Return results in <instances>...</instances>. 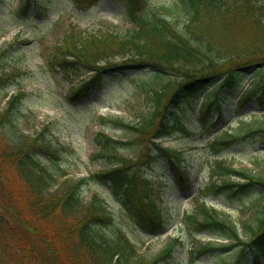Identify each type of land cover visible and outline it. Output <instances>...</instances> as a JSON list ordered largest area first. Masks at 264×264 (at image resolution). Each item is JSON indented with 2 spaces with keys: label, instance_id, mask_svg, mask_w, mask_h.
Masks as SVG:
<instances>
[{
  "label": "trees",
  "instance_id": "1",
  "mask_svg": "<svg viewBox=\"0 0 264 264\" xmlns=\"http://www.w3.org/2000/svg\"><path fill=\"white\" fill-rule=\"evenodd\" d=\"M97 1L110 0H73L77 6H89ZM111 1L119 8L125 24L129 25L124 33L117 29L113 33L94 36L77 34L71 29L64 39L65 44L58 45L61 47L55 48L53 58L47 59L46 63L58 72L81 77L78 89L69 94L74 103L101 90L111 76L131 72H147L149 75L150 82L133 80L135 83L132 85L135 92L146 94L149 109L145 115L133 123H125L117 117L109 118L114 126L133 131L140 140L124 141L97 134L94 139L99 149L97 157L102 158L108 168L92 177H95L93 181L106 185L110 192L121 195L130 223L149 234H155L165 225L153 199L154 189L148 183L147 173L159 159L151 148L154 145L152 140L177 132L188 134L178 113L192 106L211 83H214L213 88L206 95L203 108L207 104L209 109L219 108L217 105L228 99L230 92L240 91V79L246 70H256L257 81H264V60H257L264 52V43L252 41V46L242 52L245 57L242 64L233 65L230 63L232 59H221L219 54L223 49L220 46L194 39L192 26L204 13L219 16L223 11L235 7L234 21L239 26H250L260 31L257 36L264 39V17H261L264 2L256 5L255 0H170L167 6L153 4L150 0ZM177 1L181 2L179 6ZM24 5L28 6V3ZM34 8L37 13L48 10L39 6ZM21 15L26 18L29 13L24 10ZM178 20L181 22L178 23ZM115 56L129 60L113 64L109 58ZM86 73L88 76L83 78ZM172 75L177 79L163 80L164 76ZM235 88L237 90H233ZM245 93L241 104L248 100L260 105L264 102V82L254 86L251 84ZM23 97L22 93L13 95L5 109L0 111V213L7 218L4 221L0 215V264H129V257L134 255V251L129 240L118 229L114 214L107 212L105 203L95 197L88 204H82L78 188L89 183L86 178L64 181L53 192L45 189L48 183L56 182L49 172V165H58L60 149L49 143L37 144L35 140L26 138L21 140L16 135L14 125L17 117L11 112ZM170 104L173 108L168 110ZM101 122L106 123L104 119ZM146 135L151 137L150 141L145 139ZM215 141L211 148L215 155L233 146L263 144L264 122L256 128L242 125L231 133L225 132ZM142 142L150 143L146 145L144 154L135 159L117 152L119 148ZM159 151L162 154L160 158L164 157L170 166L178 170L180 155L167 148ZM42 156L50 159L48 165H42ZM2 167L6 168L10 177L18 179L27 188L30 195L28 208L35 217L44 222L59 220L49 232H44L30 218H25L20 209L15 208L12 192L5 190ZM211 172L223 178L233 176L242 182L231 183L222 179L218 184L207 185L202 194L227 199L256 195V200L264 201V167L261 173H257L258 176L219 164ZM185 179L182 177L177 183L182 185ZM183 221L190 237L208 232L228 241L227 245L209 242L195 247L193 239L188 264H194L195 259L206 253L213 255L218 251L223 254L220 261L212 260L211 264L263 262L264 204L253 225L244 227L245 239L238 235L234 223L221 219L216 211L207 212L203 203L194 212L185 215ZM63 243L69 245L68 255L64 252ZM136 264L159 263L155 258H143Z\"/></svg>",
  "mask_w": 264,
  "mask_h": 264
},
{
  "label": "rangeland",
  "instance_id": "2",
  "mask_svg": "<svg viewBox=\"0 0 264 264\" xmlns=\"http://www.w3.org/2000/svg\"><path fill=\"white\" fill-rule=\"evenodd\" d=\"M7 1L0 0V77L2 78L0 80V110L6 107H4L2 96L7 93L8 97V93H15L18 90L24 92L25 96L11 112L15 114L14 117H17L14 125L15 133L21 140L26 138L35 140L37 144L49 143L60 149L58 165H49V172L54 179L67 173L68 175L59 180L69 178L72 182L106 170L108 166L94 158V153L98 150L94 135L98 131H103L115 139L140 140L133 131L114 127L108 118L118 115L125 123H133L138 122L137 118L141 115H145L149 109L146 94L134 92L132 85L135 83L133 80L144 79L150 82L149 75L147 72H131L123 76H111L100 91L92 92L88 99L74 103L68 98V94L79 85H76L75 76L71 73L58 72L51 65H47L46 60L53 58L52 54L55 50L53 44L61 42L72 28L77 33L84 32L94 36L99 35V32L103 30L104 34L113 33L117 29L121 34L124 33L127 26L120 17L119 8L111 0L97 1L83 7H76L72 0H29L32 5L26 10L29 11L30 18L23 19L16 14V10L20 2L25 0H10L12 2L10 6ZM150 1L156 5L171 3L170 0ZM255 1L256 5L264 2V0ZM180 4L181 2L177 1V6ZM34 6L48 10L37 13ZM261 13H263L261 17H264V11ZM235 17V7L223 11L219 16L204 13L191 29L194 39L209 42L212 46L213 44L220 46L223 49L219 54L221 59H232L230 63L233 65L245 60L242 52L252 46V41L264 43V39L260 35L257 36L260 31L250 26H239L234 21ZM180 22L178 20V23ZM109 60L118 64L123 61V58L113 57ZM257 60H264V52L257 57ZM244 72L245 75L240 79L242 83L253 81L254 86L256 83L264 82L263 79L257 81L254 70ZM172 76H164L163 80L177 79ZM246 79L249 80L246 81ZM229 94L230 101L219 108L221 114L217 118V114L212 112L205 121L202 117L201 122L197 119L194 107L198 108L202 95L192 103V106L180 111L179 115L183 118L189 135L176 133L168 138L152 140L154 145L151 148L155 156L159 155V159L147 173L148 183L154 189L153 199L159 207V216L164 219V225L174 224L169 227L167 233L163 231L165 226L154 236L136 228L126 217V207L122 203L121 195L110 192L106 185L93 181L94 178H88L89 183L78 188L83 205L88 204L90 197L94 194L96 199L105 203L106 211L114 214L118 229L136 248H140L138 254L143 255V258H153L171 243L170 256L158 260L159 264H188L191 259L189 252L193 248V240L189 238L184 225L177 220V216L182 212L184 216L194 212L201 202L205 203L207 212L216 211L221 219L234 223L238 235L242 238L246 236L244 227L252 226L254 220L260 215L264 201L256 200V195H242L240 199L213 197L206 194L200 198L196 197L198 186L202 188L211 182L218 184L222 180L220 176L218 178L214 176L213 180H209L210 168L215 165V160L221 162L223 166L254 173L255 176H258L257 173H261L264 167V144L247 143L234 146L221 153L218 158L213 157L208 149L209 139L221 135L223 130L228 128L230 132L235 128L240 129L237 127L239 122H243L242 125L248 124L249 127H257L264 122L262 105L249 102L235 110L231 101L235 91ZM167 107L171 109L170 105ZM100 116L107 121V124L100 123ZM150 138L146 135L145 139ZM148 143L150 142L135 143L131 147L119 148L117 152L124 157L135 159L138 155L144 154ZM158 148L159 150L167 148L180 155L183 160L181 169L186 174L188 187L177 185L174 168L167 163V159L160 158L162 154ZM41 160L42 165L45 166L50 159L42 156ZM2 171L5 190L7 193L12 192L15 208L20 209L25 218H30L44 232H49L52 225L59 220L44 222L35 217L34 212L28 208L30 195L27 188L18 179L10 177L6 168L2 167ZM224 180L231 183L242 182L234 177L224 178ZM54 182L48 183L45 189L53 192ZM2 218L4 221L7 219L4 216ZM193 239L195 247L209 242L216 245L228 244L227 241L219 240L213 233L208 232L196 234ZM174 240H181L183 245ZM63 246L64 252L68 255L69 245L63 243ZM221 255L223 254L219 251L214 252L213 255L206 253L196 259L195 264H211L212 260L220 261Z\"/></svg>",
  "mask_w": 264,
  "mask_h": 264
}]
</instances>
